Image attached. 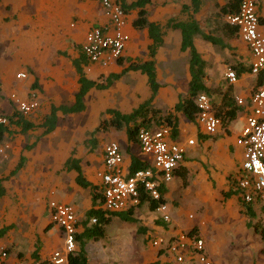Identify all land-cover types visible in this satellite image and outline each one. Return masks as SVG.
Wrapping results in <instances>:
<instances>
[{"label": "crops", "instance_id": "0c3cea01", "mask_svg": "<svg viewBox=\"0 0 264 264\" xmlns=\"http://www.w3.org/2000/svg\"><path fill=\"white\" fill-rule=\"evenodd\" d=\"M201 1V8L193 18L202 33L220 38L223 44L212 45L201 35L194 37V46L205 61V73L209 77L205 85L212 93L208 96L214 110L221 107L224 96L233 102L239 98L243 103L235 104V118L226 126L221 124L214 134H207L196 119L189 121L183 114L176 113L178 134L171 139L184 145L185 153L171 182L161 186L169 222L164 223L147 203L131 208L135 231L146 238L138 245L139 248L144 243L134 264H174L172 256L150 245L149 234L171 237L192 229V234L204 240V252L212 264H264V218L259 214L258 207L241 202L237 189L243 175V155L236 138L250 113V96L259 80L250 73L251 55L245 43L237 33L225 37L219 27L225 22L224 16L218 17L219 8L228 0H211L214 10L210 11L208 17L205 0ZM189 4V0H150L146 6V19L161 25L170 20L185 21L188 13L183 12L182 7ZM149 10L152 14L148 16ZM173 10L179 14L178 17L170 15ZM256 11L259 29L264 34V0H256ZM127 13L126 30L130 41L121 62L104 68L85 60L83 70L87 79L104 83L108 77L120 74L130 61H135L134 57L142 50L144 42L147 54L150 44L147 32L132 26L136 18L135 10ZM106 21L101 0H0V114L9 121L4 135L14 138V142L0 145V184L4 189V195L0 197V251L6 252V258L0 264H52V253L64 250L63 232L50 220L47 209L50 200L72 205L76 209L77 235L84 230L87 211L99 208L101 196L95 204L92 202L90 190L76 183V172L67 170V160L77 161L83 178L96 187L98 194L101 188L96 173L102 169L104 147L108 142L114 141L119 145L128 171L131 156L146 163L150 161V157L140 151L137 142L127 141L125 129L95 131L101 120L109 118L105 113L107 110L129 114L149 99L151 91L147 78L140 72L127 71L106 89H90L84 97L85 109L82 112L68 115L57 112V124L52 131L45 133L41 127L52 107L73 103L78 88V74L73 61L80 55L86 59L81 51L85 33L93 27L104 25ZM172 37L174 42H171ZM179 45V31L165 29L163 44L154 58L160 88L151 107L161 100L169 106V111L187 92L189 56L187 52H180ZM172 56L174 59H171ZM163 57L168 62L167 70L175 75L168 76L166 83L161 81L159 67ZM180 59H186L184 66L178 65ZM229 68L237 77L234 84H229L224 76ZM19 73L24 74L25 78L17 79ZM32 91L37 93L38 106L29 115L22 116L9 95L15 93L26 99ZM88 107L90 114L87 116ZM82 115L87 116L88 123L85 129V126H79L81 129L88 131L91 122H96L84 138L75 143L68 137L59 136L62 131L69 132L67 121L72 116ZM17 117L32 127L21 132L15 125ZM10 118L13 119L10 121ZM156 127L152 125L149 128ZM118 139L123 141L122 145ZM189 140L193 141L192 145H188ZM9 154H13L15 161L10 159ZM20 161L23 165L14 173ZM16 176L21 179L20 182L12 181ZM12 185L17 195L9 199ZM182 192L193 195L199 202L202 211L199 223L190 222L194 215L179 209ZM225 192L229 193L227 197L223 195ZM110 219L122 221L116 216ZM16 223H20L21 227L13 232V224ZM106 237L104 233L100 240H84L83 250L88 264H118L114 250H109L116 241L110 238L112 243L106 246L108 244L103 242ZM80 243L79 240L75 241L74 254L79 252Z\"/></svg>", "mask_w": 264, "mask_h": 264}, {"label": "built area", "instance_id": "2783aa9c", "mask_svg": "<svg viewBox=\"0 0 264 264\" xmlns=\"http://www.w3.org/2000/svg\"><path fill=\"white\" fill-rule=\"evenodd\" d=\"M101 7L107 21L85 33L81 51L90 64L107 68L123 57L130 41L126 30L128 13L113 0H101ZM224 21L236 29L237 35L248 47L251 55L250 73L259 80L250 96V113L236 138L243 155V175L237 183V189L241 202L258 207L259 214L264 218V34L259 29L256 0H240L237 10L226 14ZM224 76L229 84L237 81L235 72L230 68ZM16 78H25V75L19 73ZM9 99L22 116L29 115L38 106L35 91L30 92L26 99L10 93ZM235 100L236 105H242L241 99ZM193 103L197 110L196 122L207 134H214L221 126V120L214 114L211 98L200 93L195 96ZM8 122V118L0 114V126H6ZM136 141L140 151L148 155L150 161L147 169L133 174H129L128 168L124 166L119 145L114 141L105 145L102 169L96 173L101 188L99 208L106 213H117L139 206L140 198L145 197L147 202L157 203L153 211L167 223V205L160 202V189L171 182L175 169L183 160L185 146L172 141L171 128L165 126L139 127ZM187 143L192 145L193 141ZM47 209L51 222L64 235V250L53 252L50 261L52 264H68L67 255L75 249L76 209L53 200L48 202ZM95 221L90 220L91 223ZM150 243L155 249L172 256L174 264H212L205 255L204 240L195 234L180 232L171 237L159 235L151 239ZM5 258L6 252L1 249L0 263Z\"/></svg>", "mask_w": 264, "mask_h": 264}, {"label": "trees", "instance_id": "16d2710c", "mask_svg": "<svg viewBox=\"0 0 264 264\" xmlns=\"http://www.w3.org/2000/svg\"><path fill=\"white\" fill-rule=\"evenodd\" d=\"M240 0H228L224 5L219 8V15L225 16L228 13H234L239 4ZM189 6H183L182 10L188 13V18L185 21H175L170 20L166 24L161 25L155 22H148L146 19L147 10L146 6L150 3V0H135L129 4H124L120 2L122 8L128 12L130 10H135L136 18L132 22V26L138 30H146L150 44L147 47V59L144 61H130L128 65L123 68L120 74L108 77L104 83H97L87 79L83 70V66L86 64V59L82 55L73 61V66L76 73L78 74V88L74 95V101L70 105H60L57 107H52L48 118L41 124V127L45 129V133L52 131L57 124L56 113L59 112L63 115L80 113L85 109L84 97L87 92L92 89H106L111 86L113 80L119 78L122 74L127 71L140 72L147 78V84L151 91V96L147 101L140 104L136 109H134L129 114H121L116 110H107L105 113L109 115L108 119H103L100 121L95 131L105 130L107 128H113L115 130L125 129L126 137L128 142L136 143V135L139 127H151L165 126L171 128V137L175 138L178 134V120L176 113L183 114L187 120L193 121L195 119L197 110L193 103V99L197 94L205 93L206 95L212 93L211 89L206 87L205 83L208 80V76L205 73V61L199 55L197 49L194 46V37L201 35L203 40L207 41L212 45L223 46L222 40L217 37H213L209 34H204L201 32L197 21L193 18V15L198 13L202 1L201 0H189ZM225 37H231L236 34V29L230 27L225 22L221 23L219 26ZM176 29L179 31L180 35V52H187L189 56L188 60V73L189 81L187 84V92L183 96H180L178 101L167 113L161 114L158 109L152 108L150 106L154 99V96L158 92L160 85L157 82L155 74V55L157 50L163 44V36L165 29ZM86 60V61H85ZM121 62V58L117 61ZM240 73V71H238ZM35 87V84L33 85ZM236 103L233 102L229 97L224 96L222 100L221 107L214 110L215 116L221 120V124L226 126L228 122L232 121L237 112ZM13 118H10L11 121ZM15 125L19 128L21 132H26L32 125L26 122L21 117H17L15 120ZM6 132V126H0V141L2 140L4 133ZM22 160V159H21ZM23 163L20 161L15 169L16 173ZM67 170H73L76 172L75 181L76 183L84 189H89L92 194V202L95 204L96 200L101 196V193H97L95 186L90 185L82 176L81 171L78 167L77 161L71 159L66 162ZM148 168V163L139 160L135 156L130 158L129 174H133L140 170H145ZM161 195L164 192L160 189ZM4 195V189L0 184V197ZM225 197L229 195L228 192L223 193ZM161 203H164V199H160ZM147 203L151 210H154L157 203L149 201L145 197L140 198V204ZM108 214V215H106ZM112 216L118 217L122 221L135 223L133 216V209H129L126 212L120 213H106L100 208L90 209L86 213V219L83 223L84 230L81 234H75V241L79 240L80 250L78 253L74 252L67 255L68 264H88L87 259L84 254L83 245L84 240H100L104 236V225L107 224ZM91 219H95V223L88 225ZM190 230L188 234L193 233ZM264 239V232L262 235Z\"/></svg>", "mask_w": 264, "mask_h": 264}, {"label": "rangeland", "instance_id": "374dc122", "mask_svg": "<svg viewBox=\"0 0 264 264\" xmlns=\"http://www.w3.org/2000/svg\"><path fill=\"white\" fill-rule=\"evenodd\" d=\"M122 2L129 4L130 2L134 1V0H121ZM221 1V0H219ZM205 6H206V11H207V15L206 17L209 16L210 11L214 10L213 6H212V2L211 0H205ZM152 13H150V10L148 12V16L151 15ZM218 14V13H217ZM171 16L174 17H178L179 14H177L176 10H173V12L170 14ZM167 16H164V18H166ZM218 17H220V15L218 14ZM223 18V17H222ZM217 20V19H216ZM220 21V20H219ZM216 22V21H215ZM212 24H214L212 22ZM173 33V32H172ZM174 37L171 38V42H174ZM142 50L139 52V54H137V56L134 57L135 61H143L144 58H146V42L143 43L142 46ZM177 48V47H176ZM172 49H174V47H172ZM177 56L180 57V52L177 51ZM171 59H174V56H172ZM186 62V59H180L178 62L179 66H184ZM166 59L165 57H163V61L161 64H159V67H161V81L163 83H166L167 78H169L168 76H172L174 75V72L172 73L171 71L167 70L166 66H167ZM180 69L178 68L177 71H179ZM172 77H175L172 76ZM177 79V78H176ZM180 79V78H178ZM152 108L158 109L160 111L161 114L166 113V111H168L167 108H169V106L166 104H163L161 102V100H157L156 105H152ZM88 109V113L86 114L87 116L90 114L89 112V107ZM87 116L82 115V116H72V119H69L67 121L68 123V128H69V132L67 131L65 132H61V134L59 136L62 137H68L69 139L73 140L75 143L77 140H80L82 138H84L87 135V132L89 131L90 127L96 124V122H91V126H88V131H85L84 129L86 128L85 124L87 121ZM82 120V121H81ZM89 125V124H88ZM85 126L84 129H81V127ZM236 127H238V125H236ZM14 138L11 137V135H4L2 142L0 143V145H5V142H14L13 141ZM120 142V145L123 144V141L121 139H118ZM10 155V159L12 161H15V157L13 156V154H9ZM6 161H10L8 159H6ZM15 180H19V182L21 181V179H19L18 176L14 177L12 181ZM177 180V178H176ZM25 187V186H24ZM23 187V188H24ZM22 188V189H23ZM10 192H12V195L9 197L13 198L14 195H17L15 190H14V186L12 185V187L9 189ZM185 192V191H184ZM180 202H179V206L182 211H184L185 213H192L194 215V219L190 222H196L199 223V217L201 216V208L200 204L198 201H196L193 197V195H188L185 193H181L180 194ZM15 198V197H14ZM7 200V199H6ZM16 202V200L14 201ZM14 203L12 202V205ZM20 207H23V204L19 205ZM175 208V207H174ZM14 225V229L13 232H17L19 230L20 223H16L13 224ZM136 225L135 223H130V222H123V221H119L116 219H110V221L104 225V233L107 236L106 238L108 239V243H107V239H103V242L108 244L106 246H110L109 242L112 243V241H110V238H113V240H115L116 242L114 243V245L111 247L110 249L111 252L114 250L115 253V258H117V260L119 261L118 264H121L123 261V264H134V260L137 258V253L140 249L141 246L144 245V243L138 248V245H140L142 242H144V239H146L142 234H138L135 231ZM154 238V234H149V242L151 241V239ZM151 245V243H150ZM130 247H134L133 250L130 249ZM125 251V252H123ZM119 254V255H118ZM122 254L124 256H122Z\"/></svg>", "mask_w": 264, "mask_h": 264}]
</instances>
